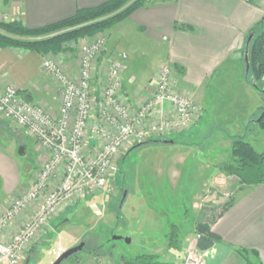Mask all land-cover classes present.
Segmentation results:
<instances>
[{"label": "crops", "instance_id": "obj_1", "mask_svg": "<svg viewBox=\"0 0 264 264\" xmlns=\"http://www.w3.org/2000/svg\"><path fill=\"white\" fill-rule=\"evenodd\" d=\"M15 1L12 2L14 9L10 11L9 22L17 21L27 29L36 30L67 20L78 11L94 9L113 0ZM262 18L264 0H151L112 28L120 27L117 32L122 35L121 49L130 56L128 67L122 75L123 87L129 82L130 71L144 70L158 59L161 65L153 71L150 79L154 80L162 65H170L176 73L177 89L192 96L202 110L195 126L185 132L193 129L202 139L209 140L210 127L213 135H220L218 143L214 142L211 144L214 146H210L212 151L219 153L205 164L206 181L189 203L190 208L201 217L206 212L201 214L200 207L211 209L226 202L225 196H209L208 193L214 180L219 178L218 163L225 161L223 145L230 142L228 133L233 136L244 134L245 126L260 112L257 96L252 92L255 90L251 85L248 86L245 78L243 54L250 30ZM115 56L107 44L97 64L95 92L102 88L104 65ZM41 62L42 56L35 52L0 48V90L14 87L22 99L56 116L61 104V93L56 83L42 70ZM62 64L61 67L68 73L78 75L77 66L69 60ZM152 88L153 85L148 89L149 92ZM209 88L216 96L217 106L212 104L208 107ZM125 98L131 100L134 107L144 100L142 97ZM169 110V106L164 105L157 109L156 114L164 111L170 114ZM208 113L213 117L212 121L215 118L224 121L222 124L214 123L211 127L206 122L205 115ZM252 134L249 132V135ZM90 145L88 141L87 147ZM168 145H177L172 148L178 151L174 163L183 170L194 155L196 145ZM219 149H222L221 152ZM46 160V152L25 130L16 128L10 121L0 120V205L10 204L24 193ZM160 174L163 172L160 171ZM173 174L175 176H170L169 183L176 184L181 180L182 172ZM235 190L232 207L210 226L211 232L221 238L220 243L198 250V234L195 230L198 220L190 229L179 228L182 237L179 248L172 250L168 247L169 229L165 230L163 226L156 229L153 226L143 239L147 248L145 254L157 256L162 264H181L188 247L195 246L204 255L205 264H264V185L237 183ZM127 196L128 193L125 200ZM177 205L180 206V203ZM30 214L31 211H27L8 227L1 239L7 241ZM155 231H159L162 239L154 237ZM72 246L74 244L69 247ZM59 247L64 252L67 250ZM52 258L49 264L54 262L55 257ZM73 264L123 263L122 257L104 256L96 248L87 256L76 258Z\"/></svg>", "mask_w": 264, "mask_h": 264}, {"label": "built area", "instance_id": "obj_2", "mask_svg": "<svg viewBox=\"0 0 264 264\" xmlns=\"http://www.w3.org/2000/svg\"><path fill=\"white\" fill-rule=\"evenodd\" d=\"M7 19L1 21L7 23ZM105 50L103 38L84 45L77 76L51 58L42 60V70L61 93L56 116L22 99L14 87L0 90V120L25 130L47 154L31 186L10 204L0 205V264H22L27 248L68 205L99 192L113 194L111 180L126 146L185 132L200 118L201 108L192 96L177 89L170 65L158 69L153 90L134 107L123 94L122 75L130 60L127 52L106 62L102 88L95 92L97 64ZM164 105L170 114L157 115ZM27 211H31L29 217L3 241L4 231ZM63 252L57 247L49 254L56 259ZM181 264H205L204 255L189 246Z\"/></svg>", "mask_w": 264, "mask_h": 264}, {"label": "rangeland", "instance_id": "obj_3", "mask_svg": "<svg viewBox=\"0 0 264 264\" xmlns=\"http://www.w3.org/2000/svg\"><path fill=\"white\" fill-rule=\"evenodd\" d=\"M12 2L13 0H0V21L4 17H7V21H9L10 11L14 9ZM14 2L16 1L14 0ZM119 29L120 27H116L103 33L78 38L64 44L60 53L42 56V60L51 58L61 66L63 65L62 62L69 60L79 70L81 48L100 38L106 40V47L107 44L110 45L114 56L119 52H125L121 49L122 35L117 32ZM157 61L158 59L152 61L144 70L130 71L129 82L124 85L123 89L124 96L145 99L149 95L148 89L154 83L150 77L153 71L161 65ZM245 78L248 86L251 85L246 73ZM208 92H210L208 107L212 104L217 106L218 102L212 89L209 88ZM252 92L256 94L260 106L259 110H261L263 107L261 95L256 91L252 90ZM205 117L206 122H209L211 127L214 123L222 124L224 121L216 118L212 121L213 117L210 113L206 114ZM248 128L253 129L251 131L253 134H245V139L253 143L256 151L264 152V132L259 131L255 126L250 125ZM209 129V140L202 139L193 129L179 135H169L162 138L173 141L175 144L193 143L196 145L194 155L186 163L187 166L183 170L174 163L178 151L172 148L177 145L152 144L133 150L131 148L134 145L126 146L119 153L117 158L118 172L111 180L114 193L105 195L99 192L95 196H88L64 208L60 214L52 218L50 224L27 248L22 264L26 262L28 264H49V260L53 259V255L51 254L50 257L49 253L59 245L69 249L71 248L70 245L76 246L81 242L85 244L84 250L65 260L62 264H73L76 258L87 256L90 251L96 248L100 249L104 256L132 258L136 254L146 253L147 248L144 246L146 242L144 243L145 240L143 239L153 226L156 229L160 226H163V229L165 227V230L169 229L168 235L172 225L180 229L182 227L190 229L193 223L195 224L201 219V216L190 208V199L198 194L206 181L205 164L219 153V151H212L210 146L218 143L220 135L219 133L218 136L213 135L212 129L210 127ZM241 129L240 131H242ZM228 135L233 137L234 134L228 133ZM223 146L226 161L231 139L228 144ZM219 150L221 152L222 149ZM221 164L218 163L217 167ZM160 171L163 174H160ZM173 172H182L181 180L177 181L176 184L169 183L170 176H175ZM218 177L212 183L209 196H225L226 201L233 198L236 185L239 183L238 179L221 172ZM159 179L162 181L158 182ZM124 192L128 193V198L120 206ZM215 198L217 199V197ZM178 203L180 206L177 205ZM219 207L221 205L211 209ZM200 208H202L201 214H203L205 208L203 209V206ZM113 237H121L122 239L113 240ZM154 237L162 239L159 231H155ZM126 238L131 240L130 244L125 243L124 239ZM181 238L179 235L180 241Z\"/></svg>", "mask_w": 264, "mask_h": 264}, {"label": "trees", "instance_id": "obj_4", "mask_svg": "<svg viewBox=\"0 0 264 264\" xmlns=\"http://www.w3.org/2000/svg\"><path fill=\"white\" fill-rule=\"evenodd\" d=\"M150 1L113 0L94 9L78 11L67 20L36 30L27 29L17 21L7 23L0 21V48L22 49L26 52H35L40 56L55 55L63 50L64 44L87 35L103 33L112 29ZM250 34L254 36L248 48L249 68L246 76L249 78L251 86L261 95L263 100L261 91H264V18L250 30L248 36ZM263 108L264 103L254 120L259 118ZM252 121L245 126L244 136L231 137L228 158L218 169L224 175L236 177L242 185L257 186L264 185V152L256 151L253 145L245 139V134L253 130L248 128L250 125L264 132V116L256 123ZM159 140H148L146 142L152 143ZM233 203L234 199L231 198L219 208L204 209L206 214L204 213V216L195 224L196 233L199 235L198 250L207 249L214 243L222 241L218 235L211 232L210 226L221 218L232 207ZM170 228L168 247L177 250L180 244V231L174 225ZM122 263L162 264L157 256L147 254H139L133 258L123 257Z\"/></svg>", "mask_w": 264, "mask_h": 264}, {"label": "water", "instance_id": "obj_5", "mask_svg": "<svg viewBox=\"0 0 264 264\" xmlns=\"http://www.w3.org/2000/svg\"><path fill=\"white\" fill-rule=\"evenodd\" d=\"M253 36H254L253 34H250L247 37L246 43H245V49H244V54H243L245 73L248 72V68H249L248 48H249V44H250ZM253 86H255V85H253ZM261 94L263 96V103H264V91H261ZM263 116H264V108H263V111L261 112L259 118L257 120H253L252 122L256 123V122L260 121ZM152 144H155V145H157V144L168 145V144H173V141H168V140H164V139H160L159 141H153L152 143H149V142L145 141V142H141V143L136 144L133 148H131V150L139 148V147L149 146V145H152ZM126 195H127V192H124L123 196H122V200L120 202V206L124 203ZM120 239H122V238L121 237H113V240H120ZM124 241H125L126 244H130L131 240L129 238H126V239H124ZM84 246H85L84 242H81L78 245L67 249L58 258H56L55 261L53 263H51V264H62L65 260L69 259L73 255L83 251L84 250ZM25 264H28V263L26 262Z\"/></svg>", "mask_w": 264, "mask_h": 264}]
</instances>
